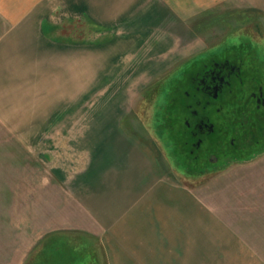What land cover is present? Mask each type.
<instances>
[{
    "label": "crops",
    "instance_id": "0c3cea01",
    "mask_svg": "<svg viewBox=\"0 0 264 264\" xmlns=\"http://www.w3.org/2000/svg\"><path fill=\"white\" fill-rule=\"evenodd\" d=\"M159 2L0 0V129L16 147L1 154L20 160L23 188L41 190L54 208L50 224H74L65 234L48 228L22 264H264L255 257L264 247V154L217 184L230 191L212 202L158 177L120 118L99 121L101 130L92 118L73 133L94 92L96 56L112 43L80 39L79 19L109 31L131 22L146 37L166 11Z\"/></svg>",
    "mask_w": 264,
    "mask_h": 264
},
{
    "label": "rangeland",
    "instance_id": "374dc122",
    "mask_svg": "<svg viewBox=\"0 0 264 264\" xmlns=\"http://www.w3.org/2000/svg\"><path fill=\"white\" fill-rule=\"evenodd\" d=\"M158 2L166 11L159 12L161 21L154 29L147 28L146 37L138 36L137 30L142 26L131 22L122 29L109 31L86 18L79 19L80 39L88 37L98 44L108 37L112 43L107 45L108 54L96 56L94 92L88 96V105L82 107L80 104V122L73 127V133H83L84 123L91 122L92 118L96 119L98 130L107 128L106 123L99 121L120 118L117 128L134 136L144 151L151 154L158 177L165 176L170 182L188 186L192 196L206 194L212 202L223 201L230 190L225 193V190L216 189L217 184L230 185L236 180L235 175H239L235 173L241 165L264 154V134L252 135L247 128L236 138L242 142L241 152H235L237 148L229 142L226 147L223 145L228 156L218 157V161L209 164L201 160L196 168L195 160L194 164L187 161L185 142L188 135L183 119L189 117V113L210 118L218 131L226 130L221 132L222 143L232 139L230 113L234 109L231 111V100L220 98L207 105V97L196 89L197 77L215 70L212 68L215 64L221 63L223 70V64L234 63L237 56H244L246 63L250 58L246 57L248 46L245 43L263 60L260 53L264 54V0ZM184 21L187 24H183ZM95 49L104 48L96 45ZM107 55L109 59L104 63L103 57ZM227 80L230 79L227 77ZM242 119L246 121V117ZM69 128L64 127V133ZM3 138L0 129V264H22L23 252L29 249L34 255L48 228L65 234L73 231L70 227L74 224L65 221L56 227L54 221L48 222L55 216L54 208L45 206L44 199L40 200L41 190L23 188L21 182L27 175L20 160L1 154L15 149V144L2 141ZM244 138L252 145L247 140L243 142ZM255 140L260 143H254ZM209 149L208 146L206 150ZM189 165L194 166L190 169ZM67 224L69 227H63ZM260 246L257 249L262 253L255 257L263 261L264 247Z\"/></svg>",
    "mask_w": 264,
    "mask_h": 264
},
{
    "label": "flooded vegetation",
    "instance_id": "af4514ba",
    "mask_svg": "<svg viewBox=\"0 0 264 264\" xmlns=\"http://www.w3.org/2000/svg\"><path fill=\"white\" fill-rule=\"evenodd\" d=\"M245 45L248 46L246 57L250 58L246 63L244 56H237L234 63H224L223 70L221 63L215 64L212 67H215V70L211 69L204 76L197 77L196 89L207 97V105H211L212 100L227 98V100H231V111L233 109L234 111L230 113L232 139L223 143L221 132H226V130L218 131V128H215L214 124L211 123L210 118L205 116L199 118L196 116L197 113H189V117L183 119V127H185L188 135L185 142L188 150L187 161L195 160L197 166H192L196 168L199 167L198 164L201 160L209 164L218 161V157L221 159L224 155L228 156L229 153H224L223 149L229 142L234 149L237 148L235 152H241L242 144L240 143L242 142L236 138L245 133L247 128L252 135L260 134V132L264 134V58L262 60V56L257 54L248 43ZM260 54L264 56V54ZM225 68L227 73H225ZM227 77L230 80H227ZM231 86L236 88L232 90ZM244 117H246V121L242 119ZM250 120L251 122H249ZM216 131L217 134H215ZM245 140L247 139L244 138L243 142ZM247 143L252 145L249 140ZM254 143L259 144L260 142L255 140ZM208 146L210 149L206 150ZM203 152H205V156H203ZM194 162L192 163L194 164ZM192 166L189 165L187 168L191 169Z\"/></svg>",
    "mask_w": 264,
    "mask_h": 264
}]
</instances>
